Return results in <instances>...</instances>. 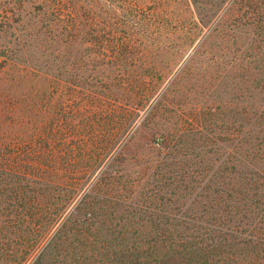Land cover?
I'll return each instance as SVG.
<instances>
[{"label": "trees", "instance_id": "trees-1", "mask_svg": "<svg viewBox=\"0 0 264 264\" xmlns=\"http://www.w3.org/2000/svg\"><path fill=\"white\" fill-rule=\"evenodd\" d=\"M151 1L143 17L133 12L138 0L126 2L131 14L121 4L109 12L132 35L152 34L178 16L168 2L191 5ZM194 5L241 82L243 123L229 160L211 173L194 155V209L184 221L176 204L189 178L173 171L186 165L158 156L180 154L186 135L145 136L154 159L127 150L138 121H153L148 91L160 70L124 61L137 49L66 46L69 24L82 32V13L32 0L26 46L0 50V264H264V0H221L211 18ZM49 41L65 44L39 45ZM129 163L149 177H128Z\"/></svg>", "mask_w": 264, "mask_h": 264}, {"label": "rangeland", "instance_id": "rangeland-1", "mask_svg": "<svg viewBox=\"0 0 264 264\" xmlns=\"http://www.w3.org/2000/svg\"><path fill=\"white\" fill-rule=\"evenodd\" d=\"M55 1H59V5L66 1L68 10L74 11H70L72 17L76 16V11L82 13V32L71 28L69 24L70 28L68 27L69 31L66 33L67 36L70 35L71 41L66 46L80 47L87 51L99 48L107 55L109 50H118L121 46L129 50L137 49L134 56L130 54L131 57L125 58L124 61L139 66L151 65L160 70L162 80L154 81L156 88L152 86V90L148 91V94H151L150 99L156 95L149 104L150 112L155 114L153 121L147 122V127L140 126V120L138 121L134 127L136 132L133 134V141L127 146V150L131 154L141 153L143 158L148 156L149 159H154L156 153L149 154L143 144L145 136L150 142L156 143L161 141L162 132H171V136L176 132L177 139L179 134L186 135L187 138L181 141L178 139V145H184L188 139L180 154H174L173 157L172 150L166 152L165 149L160 152L158 159L174 160L180 162V165H186L173 171L175 177L189 178V181L184 183L189 190L177 200L175 219L182 214L181 220H190L191 218L184 214L194 209V173L197 171L194 155L199 154L197 158L203 160L206 173H211L218 163L229 160L231 149L242 134L243 120L237 115V111L241 112L243 102L240 95L241 82L238 78H230V74L226 72L230 64L229 57L224 53L223 47L213 42L212 34L209 33L211 24H200L194 5V2H197L198 12L206 18H211L214 5L220 4L221 0H187L191 4L188 6L182 1H170L165 8H170L178 16L171 17L168 29L152 34V31L146 30L140 35H132L134 30L129 29L128 24L125 27L115 25L118 19L112 18L109 12L111 8L118 10L116 6L121 4L122 10L131 14L132 7L126 3L130 0ZM31 4L32 0H0V50L26 46L24 38L33 32L29 25L33 13ZM137 5L133 10L134 15L142 17L149 15L152 7H157L151 0H138ZM187 9L194 11L192 19H189L191 17L187 15ZM102 27L105 28L104 31ZM106 30L110 33H104ZM145 35L148 40L142 39ZM119 37H122V42L118 41ZM202 39H205L203 43ZM29 41H26L29 46L38 44ZM40 44L63 46L65 43L49 41ZM213 64L218 66L217 70L213 68ZM159 89L162 90L160 94ZM149 108L146 106L147 111ZM197 119L201 126L198 125ZM149 127L152 129L146 132ZM165 153L169 154L167 159L164 158ZM130 164L125 166L124 172L128 177L141 176V180L149 177L147 172H140L138 167Z\"/></svg>", "mask_w": 264, "mask_h": 264}]
</instances>
